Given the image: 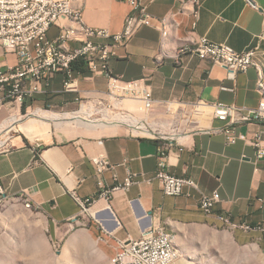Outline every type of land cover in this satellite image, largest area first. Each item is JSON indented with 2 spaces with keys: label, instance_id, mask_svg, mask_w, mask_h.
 Wrapping results in <instances>:
<instances>
[{
  "label": "crops",
  "instance_id": "crops-1",
  "mask_svg": "<svg viewBox=\"0 0 264 264\" xmlns=\"http://www.w3.org/2000/svg\"><path fill=\"white\" fill-rule=\"evenodd\" d=\"M251 1L254 5L247 0H199L193 28L190 0H138L154 19H161L162 31L155 21L153 26L139 29L116 50L109 63L116 77L147 79L154 100L152 111L147 116L126 111L132 114L126 117L172 141L166 160L168 171L177 178L194 181L195 190H187L181 197H166L157 181L145 182L156 171L161 143L115 124L85 121L84 126L63 125L54 132L49 126V135L36 140L20 132L23 138L17 137L14 145L0 151V186L5 196L14 199L25 194L51 238L63 242V246L71 238L62 256L76 254L82 241L95 258L111 260L119 243L138 240L158 226L169 234L180 256L174 264H264V236L231 231L217 219L227 216L251 226L264 222V208L259 209L254 202L264 193L263 175L253 176L254 149L241 141L226 145L224 137L215 131L224 123L211 117L216 103L253 109L264 96L259 89V84L264 85V0ZM71 3L81 8L88 27L112 33L122 31L124 19L131 13L128 0ZM58 32L52 26L48 39L54 40ZM199 37L236 52L257 46L258 70L250 68L229 78L223 68L189 53L176 58L180 50L190 49ZM160 50L165 59L155 63ZM17 63V56L0 46V69ZM63 84L64 77L55 75L41 93L27 101L25 111L47 108L72 113L80 105H95L106 99L107 80L103 75L83 70L74 73L68 89ZM169 103L171 109L167 112ZM129 107L133 103L125 109ZM198 109L207 113L197 115ZM12 111L19 113L5 107L0 119ZM235 130L240 134L264 132V124H240ZM96 156L105 157L115 166L104 174L107 185L112 184L113 176L122 182L127 172L136 175L128 192H116L108 202L96 199L91 164V158ZM259 166L264 170L263 162ZM215 191L220 201L207 216L199 209L198 199ZM73 193L80 201L94 199L86 217H81Z\"/></svg>",
  "mask_w": 264,
  "mask_h": 264
},
{
  "label": "built area",
  "instance_id": "built-area-1",
  "mask_svg": "<svg viewBox=\"0 0 264 264\" xmlns=\"http://www.w3.org/2000/svg\"><path fill=\"white\" fill-rule=\"evenodd\" d=\"M190 3L194 28L200 3L199 0H190ZM128 4L131 13L124 19L122 31L112 33L107 29L88 27L83 21L81 8L74 7L71 0H0V46L6 53H13L18 58L16 66L0 69V112L5 107L20 112L22 105L41 93L42 87L57 74L64 77L63 86L68 89L73 83L75 73L72 66L81 63L87 72L103 75L107 80L106 99L89 105L94 110L93 116L104 121V115H114V111H118L117 115L120 116L132 115L119 107L125 101L137 102L141 115L147 116L154 106L147 79L124 80L116 77L111 73L109 63L115 57L116 50L126 45L139 29L151 27L155 21L162 31L161 19H154L138 0H128ZM52 26L57 27L59 32L54 40H49L47 33ZM72 44L76 46L72 47ZM60 49H68V56H60ZM257 50L256 46L248 51L236 52L224 44L212 43L199 37L195 40V45H190V49L185 52L201 61L218 65L228 73L229 78H233L250 68L258 70L255 62ZM180 55L181 53L176 55V58ZM164 59L165 56L160 50L153 61L161 63ZM170 109L169 103L166 105L167 112ZM211 117L224 123L215 131L224 137L226 145L233 146L241 141L254 149L253 176L263 175L264 181V170L259 166V163H264V132L240 134L235 130L240 124H264V96L261 95L258 106L253 109L216 103L211 108ZM142 126L146 134H139L140 136L161 143L157 148L156 171L145 182L157 181L166 197H181L186 195L187 190H195L194 181L177 178L168 171L166 160L172 141H167L161 133L148 129L146 125ZM91 164L98 200L108 202L114 193L128 192L134 184L136 175L127 172L122 182H118L113 176L112 184L107 185L104 174L114 170L115 166L110 165L103 156L91 158ZM72 197L78 202L82 214H87L95 202L90 198L80 201L74 193ZM7 198L0 186V203ZM19 200H27L28 208H33L25 194L20 195ZM219 201L220 196L215 191L210 195H201L198 207L205 215L210 216ZM254 202L259 209H263L264 193L255 197ZM217 219L220 223H234L243 232H257L264 236V222L251 226L245 222H235L227 216H219ZM168 240L169 234L162 227H152L138 240L119 243L112 263L174 264L179 257L168 247Z\"/></svg>",
  "mask_w": 264,
  "mask_h": 264
},
{
  "label": "rangeland",
  "instance_id": "rangeland-1",
  "mask_svg": "<svg viewBox=\"0 0 264 264\" xmlns=\"http://www.w3.org/2000/svg\"><path fill=\"white\" fill-rule=\"evenodd\" d=\"M126 109L125 111L136 113V115L141 114L138 110L139 105L135 103H133V107ZM41 110L45 117L55 112L58 114L66 113L62 111H53L47 108H42ZM34 111H36V109L33 108L32 111H25L24 113L21 109L19 113L14 111L4 113L1 116L0 124L2 121L16 114L23 119L19 122L21 124L33 121L36 117L30 114ZM78 111H80V107H77L73 112ZM118 113V111H114L113 114L117 115ZM92 118L97 119V116H93ZM31 124L34 128V132L29 136L27 133L23 132L18 125L7 135H0L1 142L7 140L6 145H3L0 151L9 149L14 145V141L17 137L23 138L20 132L24 133L29 139L36 140L38 138H45L49 135V126L52 132L55 131L53 123L50 122H44L42 124L38 121H34ZM81 217H86V214H82ZM70 239L63 246V242L51 238L49 233L44 229V221L39 213L33 210H24L20 204L12 203L0 209V264H111L110 260L102 256H100V258H95L89 253L82 241H80V246H77L76 254L72 256L70 253L68 256H62L63 249Z\"/></svg>",
  "mask_w": 264,
  "mask_h": 264
},
{
  "label": "bare ground",
  "instance_id": "bare-ground-1",
  "mask_svg": "<svg viewBox=\"0 0 264 264\" xmlns=\"http://www.w3.org/2000/svg\"><path fill=\"white\" fill-rule=\"evenodd\" d=\"M193 45H195V43ZM187 50H189V49H187ZM179 53H189V52H185V50H180ZM60 56H68V49H60ZM259 89L262 93H264V85L262 83L259 84ZM128 103H134V102L125 101L119 107L125 111L126 110L125 106ZM206 113L207 112L204 109H198L196 112L197 115L206 114ZM93 114H94V110L89 106H82L80 108V111L73 112L70 114H68V113H61V114L51 113L48 117H45L41 110H36L30 114L31 116L36 117L35 120L24 123V124L19 123L23 119H21V117L17 116V115L11 116L8 119L2 121V123L0 124V135H7L9 132H11L15 128V126L18 125V127H20L21 130L23 132L27 133V135L29 136L30 134H32L34 132V128L31 124L34 121H38L42 124L45 121L47 123L48 122L53 123L55 129H57L61 125H65V124L66 125H72V126L73 125L84 126L85 124H87L85 121H90L91 123H96V124H100V125L105 124V125H112L113 126L115 124V125H118L119 127H124L126 129H128V128L134 129L135 131L133 130V132L138 133L140 135L146 134L142 124L139 125V123H137V121L134 120L133 118H127V117H130L131 115H124V116L116 115L115 116V115H112L111 113H108V114L104 115V121L101 122V121H97V120L93 119L92 118ZM136 126H137V128L142 129V131L141 130L138 131L139 129L135 128ZM3 145H4V142L0 141V148ZM12 203L20 204L25 209H29V210L33 209V208H28L27 200H19V196L14 198V199L7 198L6 200H4L3 203H0V209L5 208L8 204H12ZM221 224L223 227H225L231 231L237 230V226L234 223H221ZM168 247H171L174 250L176 257H180L178 252L174 249V247L172 245V239L170 236H169V240H168ZM110 263L113 264L112 259L110 260Z\"/></svg>",
  "mask_w": 264,
  "mask_h": 264
},
{
  "label": "trees",
  "instance_id": "trees-1",
  "mask_svg": "<svg viewBox=\"0 0 264 264\" xmlns=\"http://www.w3.org/2000/svg\"><path fill=\"white\" fill-rule=\"evenodd\" d=\"M72 68H73V70L75 71V72H79V73H81V72H83V68H82V64L81 63H76V64H74L73 66H72ZM25 107H26V104H24V105H22V107H21V111L24 113L25 112Z\"/></svg>",
  "mask_w": 264,
  "mask_h": 264
},
{
  "label": "water",
  "instance_id": "water-1",
  "mask_svg": "<svg viewBox=\"0 0 264 264\" xmlns=\"http://www.w3.org/2000/svg\"><path fill=\"white\" fill-rule=\"evenodd\" d=\"M247 2L250 3L251 5H254L251 0H247Z\"/></svg>",
  "mask_w": 264,
  "mask_h": 264
}]
</instances>
